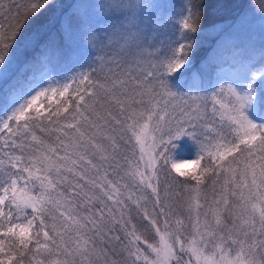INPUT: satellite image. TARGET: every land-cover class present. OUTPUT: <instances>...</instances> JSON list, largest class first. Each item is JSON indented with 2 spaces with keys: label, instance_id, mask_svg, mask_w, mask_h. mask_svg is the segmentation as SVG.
<instances>
[{
  "label": "snow or ice",
  "instance_id": "snow-or-ice-1",
  "mask_svg": "<svg viewBox=\"0 0 264 264\" xmlns=\"http://www.w3.org/2000/svg\"><path fill=\"white\" fill-rule=\"evenodd\" d=\"M55 7L0 0V79L21 50L59 47L32 31ZM68 7L78 68L0 97V264H264V40L235 76L185 91L208 71L190 58L204 0L182 6L175 35L162 3ZM238 55L226 38L219 56ZM182 143L194 158L177 160Z\"/></svg>",
  "mask_w": 264,
  "mask_h": 264
},
{
  "label": "trees",
  "instance_id": "trees-1",
  "mask_svg": "<svg viewBox=\"0 0 264 264\" xmlns=\"http://www.w3.org/2000/svg\"><path fill=\"white\" fill-rule=\"evenodd\" d=\"M89 2H93V0H55V3L61 7L50 8L33 26L32 31L40 30L47 34H54L59 41V47L49 50L46 53V58L41 57L42 50L38 47L21 50L9 70L8 80L0 79V97L3 96V90L6 85L13 83L17 77L32 78L44 66H48L54 73L65 72L78 66V62H81V48L78 36H74L75 40L63 38L60 25L65 15H69L74 11V9L68 7L69 5ZM190 2L191 0H187V4ZM204 2L210 7L207 9L203 30L195 38L194 51L190 57L193 61V67H196V71L211 69L215 64L231 59L219 56L223 41L219 39V29L214 28V25L222 28L224 22L236 19L247 22L251 19H256V16H264L260 9V5L264 3V0H204ZM147 3H152V0H147ZM176 5L179 4L176 3ZM73 24H76L75 20ZM174 25L173 29L170 30L176 34L179 31V22ZM164 30L168 31L166 26ZM236 48L239 51L238 56L246 55V57H249L254 55L257 60L259 59L260 45L258 43L246 45L243 41H240L239 46H236ZM37 57L41 58L39 60L34 59ZM206 78H208L207 74L202 78V81ZM190 81L193 82L188 80L187 83ZM51 103L54 105L55 102L52 101ZM48 106V104H45L41 111L43 112ZM0 135L3 134L0 133ZM135 222L139 226V220L136 219Z\"/></svg>",
  "mask_w": 264,
  "mask_h": 264
},
{
  "label": "rangeland",
  "instance_id": "rangeland-1",
  "mask_svg": "<svg viewBox=\"0 0 264 264\" xmlns=\"http://www.w3.org/2000/svg\"><path fill=\"white\" fill-rule=\"evenodd\" d=\"M102 2L103 0H93V3ZM144 2L147 3V0H144ZM152 3H163L167 6L165 9L162 10V14L164 15L165 20L169 21V23L165 26L167 27V32L169 34L175 35V33L171 32V30L175 26L174 24L179 22L180 17L178 13H180L182 6L187 4V0H152ZM176 3H178L179 5H176ZM255 18L256 19H251L247 22H242L238 19L229 22H224L222 24V28L225 29V33L224 35H221L219 33V39L221 41H224L226 38L231 37L236 43V46H239L240 41H243L246 45H255L256 43L261 45V41L264 40V16H256ZM73 40H75V37H73ZM245 58H247L246 55H240L237 57L236 61L230 59L215 64L213 68L208 69V71L206 72L208 78L204 79V81H202V79H199L195 82L190 81L186 83L185 91L188 90V85H192L193 83H195L196 87H208L210 83H215V80L218 77L224 78L229 76H235L237 73L233 65L235 64L238 68L239 61ZM76 68H78V66L75 68H71L65 72L54 73L49 69L48 66H44L33 77H35L36 79L43 78L44 81H59L62 79V77L71 75L72 71ZM193 71H196V67H193ZM185 157L194 158V150L190 143H182L181 148L177 149V160Z\"/></svg>",
  "mask_w": 264,
  "mask_h": 264
}]
</instances>
